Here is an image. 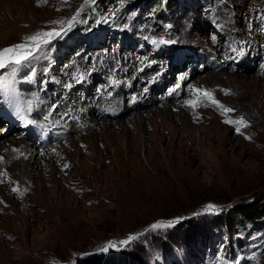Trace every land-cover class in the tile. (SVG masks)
<instances>
[{
    "label": "rangeland",
    "instance_id": "374dc122",
    "mask_svg": "<svg viewBox=\"0 0 264 264\" xmlns=\"http://www.w3.org/2000/svg\"><path fill=\"white\" fill-rule=\"evenodd\" d=\"M110 1L0 0V49L59 27L52 21L77 20L15 73L0 69V126H9L0 133L41 144L47 156L35 181L0 194V221L10 226L0 231V264H264V229H241L249 250L229 261L217 227L264 196V0H182L158 19L147 12L153 0ZM161 38L176 43H153ZM77 73L86 74L82 82ZM194 89L234 111L222 114L207 100L187 106ZM135 98L137 122L129 112L114 136L111 122L77 135L85 105ZM241 116L248 126L239 133L225 123ZM49 119L54 125L41 124ZM210 203L222 211L204 213ZM177 218L172 227H151ZM204 230L214 245L191 261L186 241ZM130 235L136 239L119 244ZM109 241L117 247L98 251Z\"/></svg>",
    "mask_w": 264,
    "mask_h": 264
},
{
    "label": "bare ground",
    "instance_id": "6f19581e",
    "mask_svg": "<svg viewBox=\"0 0 264 264\" xmlns=\"http://www.w3.org/2000/svg\"><path fill=\"white\" fill-rule=\"evenodd\" d=\"M30 0H27L26 4H29ZM10 7V6H9ZM3 15L2 12V7H0V16ZM3 22L4 25L6 26H11V24L14 21V17L12 14H8L6 16H3ZM215 62V61H214ZM215 64V63H214ZM238 65V69L240 70L238 74H245L246 71H244L240 66L239 63L236 62ZM216 65V64H215ZM213 65V66H215ZM222 67V66H221ZM221 70V69H220ZM219 75V74H218ZM225 76V75H224ZM253 77V76H252ZM252 77H247L248 81H251L253 78ZM218 79V78H217ZM221 79V78H220ZM225 80V79H224ZM256 79H253V83H256ZM215 84V83H214ZM220 86V85H219ZM145 88V87H144ZM147 91V90H146ZM145 92V91H144ZM148 95V94H147ZM149 96V95H148ZM123 95H119L118 98H122ZM146 99V98H145ZM109 100L101 99L100 101L96 102L95 105L93 101L87 105L84 106V110H86L87 115L82 113V117L79 121H81V126H80V132L77 135H80L81 133H89L90 135L92 134L93 128H100L102 130L104 127L106 128L111 122V127L107 128V132H110L113 136L118 134L119 130L117 125L115 124H121L124 126V121L122 118H124V115H128L130 112V116L128 119H131V114L133 113L132 116H134L136 122L138 120V114L141 112H137L136 108L134 106H138L141 103H139L138 100H135L129 105L126 106H121L119 105L120 100H113L109 103ZM152 102V101H151ZM123 103V102H122ZM124 104V103H123ZM147 104V103H145ZM171 104V103H170ZM158 105V104H157ZM173 105V104H172ZM264 109V102L260 105ZM93 107H98L96 110H99L98 112L95 110V114H93L91 111L93 110ZM108 108L107 110H104V108ZM155 107V106H154ZM148 108V106H147ZM145 109V108H144ZM101 110L104 111L103 114H101ZM142 110V109H141ZM147 110V109H146ZM74 111V110H73ZM77 111V110H76ZM13 118V115L11 116ZM6 119V118H5ZM44 119V118H42ZM122 119V120H121ZM1 120V119H0ZM50 122H43L41 123L42 125H54L53 119ZM78 120V119H77ZM166 121V120H165ZM11 122V121H9ZM128 122V121H127ZM28 124V123H27ZM41 124L39 127H41ZM71 124V123H70ZM162 124V123H161ZM3 126V125H2ZM0 126V132H5L7 133V128ZM64 126V125H63ZM161 126V125H160ZM261 126V124H260ZM30 127V126H29ZM65 130L67 131L70 130L71 126H65ZM74 127V126H73ZM132 128L134 129V125H132ZM64 128H62L63 130ZM137 129V128H136ZM61 130V129H60ZM138 130V129H137ZM82 131V132H81ZM134 131V130H133ZM139 131V130H138ZM77 132V131H76ZM200 132V131H199ZM22 133V132H21ZM20 133V134H21ZM65 133V132H64ZM17 134V133H16ZM160 134V133H159ZM259 134V133H258ZM164 135V134H163ZM162 135V136H163ZM172 135V134H171ZM170 135V136H171ZM5 134L0 133V157L3 159L0 160V173H6V175H0V194L7 191L11 183H16L18 184H23L27 185L29 183H32L33 180L35 181L36 178L41 174V167L45 168L46 166V157L44 155V158L42 155H40V151L42 150L41 144L40 146L37 144H34L32 140L24 141L21 138L15 139V138H7L4 137ZM159 136V135H158ZM167 136V137H170ZM257 136V134H256ZM255 136V137H256ZM14 137V136H13ZM260 137V136H259ZM161 139V138H160ZM260 139V138H259ZM258 140V139H257ZM65 143V142H64ZM38 155V156H36ZM36 156V157H35ZM52 157V156H51ZM53 159V157H52ZM195 161V160H194ZM46 172H44L45 174ZM43 174V175H44ZM120 174V173H119ZM123 174V173H122ZM120 177H123L122 175ZM121 179V178H120ZM206 179V178H205ZM119 180V178H118ZM183 181V180H182ZM43 182H46L43 181ZM119 182V181H118ZM117 182V183H118ZM121 182V181H120ZM119 182V183H120ZM188 182V181H187ZM122 183V182H121ZM186 183V181H185ZM188 184V183H186ZM121 186V185H120ZM118 186V187H120ZM170 186V185H169ZM123 187V186H122ZM167 187V186H166ZM189 187V186H188ZM117 191V190H116ZM41 195V194H40ZM121 195V194H120ZM177 195V194H176ZM184 196V195H182ZM120 197V196H119ZM168 198V197H167ZM64 199V198H63ZM48 201V200H47ZM1 214V213H0ZM3 216V215H2ZM79 226V225H78ZM10 228L9 224L6 222L5 224L0 221V231L8 232V229ZM74 229V228H73Z\"/></svg>",
    "mask_w": 264,
    "mask_h": 264
},
{
    "label": "snow or ice",
    "instance_id": "6c2138e0",
    "mask_svg": "<svg viewBox=\"0 0 264 264\" xmlns=\"http://www.w3.org/2000/svg\"><path fill=\"white\" fill-rule=\"evenodd\" d=\"M46 2V0H45ZM90 2L94 3L95 0H90ZM77 22L76 17L73 16L71 19L68 20H56L52 21L53 24L59 25V27H53L49 30H40L36 33L29 35L24 38L21 43L14 44L5 48L0 49V69L11 68V72L15 73L19 66L24 64L28 61L31 57H33L36 53L41 51L45 46H48L52 43L53 40L57 38H63L71 29L75 26ZM125 28L128 26L125 25ZM154 44H174L176 41L173 40H166L161 38L160 40H153ZM232 52L236 54V57H243L245 55L244 49L241 47L239 50L235 47L231 49ZM232 59L233 57H228ZM85 73H77L73 79L77 82H82L85 79ZM183 79V77L181 78ZM111 83L113 85L117 84L118 82L112 80ZM67 87H71V85H67ZM179 88V84L176 86ZM170 91H175L172 89ZM194 92L197 94L196 98L193 100L186 101L185 104L190 107H197L198 104L202 100L209 101L212 105L216 106L218 109L222 111V114L233 112L234 109L228 108L225 105L221 104L218 100H216L213 96V93L206 89H194ZM226 94H229L227 90H225ZM32 103L31 101L28 102V110H31ZM225 123H230L235 126V130L239 133L241 132L242 128H246L248 126V122L245 120L243 116L239 117L238 119H226ZM246 139H251V137L246 136ZM3 158L0 157V160ZM67 167V165H65ZM0 175H6V173H0ZM2 182V181H0ZM13 192H19V188H13ZM222 209H220L217 205L208 204L204 208V213L208 214H218ZM201 213H194L193 215H200ZM180 219L177 218L176 220L167 222V223H155L151 227L153 229L159 228H168L172 227L176 223H179ZM136 239L135 236L130 235L126 240H122L119 242L120 245L126 246L132 240ZM117 244L115 242L109 241L105 246L98 249L100 252H107L109 248H116Z\"/></svg>",
    "mask_w": 264,
    "mask_h": 264
},
{
    "label": "trees",
    "instance_id": "16d2710c",
    "mask_svg": "<svg viewBox=\"0 0 264 264\" xmlns=\"http://www.w3.org/2000/svg\"><path fill=\"white\" fill-rule=\"evenodd\" d=\"M181 1L182 0H153L152 6L147 8V12L158 13L157 16H151L158 19L160 15H168L174 12L176 9L175 4L178 5ZM110 2H112V0ZM136 2L137 0H129L127 4L135 5ZM134 7H136V5ZM150 7H152V9H150ZM98 8H100V6H98ZM88 16L91 19L94 17V13L89 12ZM217 227L225 237L220 245L223 258L229 261L237 260L249 250L245 239L237 235V233H239L241 229L245 231H249L250 229H252V231L264 229V196L259 194V196L252 197L240 207L235 208L231 212V215H227L225 220L217 224ZM186 242L188 245L185 256L191 261L195 260L196 255L203 254L208 250V247L214 245L212 236H210V231H205L203 234H200L197 242L193 239L187 240ZM165 264H169V260Z\"/></svg>",
    "mask_w": 264,
    "mask_h": 264
}]
</instances>
